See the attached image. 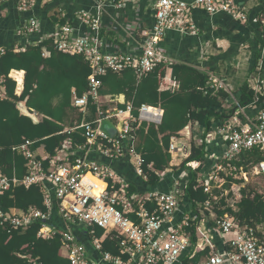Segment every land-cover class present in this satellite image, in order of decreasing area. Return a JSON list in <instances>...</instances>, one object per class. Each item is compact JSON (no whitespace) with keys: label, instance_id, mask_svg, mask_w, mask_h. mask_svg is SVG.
Wrapping results in <instances>:
<instances>
[{"label":"built area","instance_id":"built-area-1","mask_svg":"<svg viewBox=\"0 0 264 264\" xmlns=\"http://www.w3.org/2000/svg\"><path fill=\"white\" fill-rule=\"evenodd\" d=\"M39 1L41 0H18V9L27 13ZM128 1L118 0L114 5L121 8ZM107 6L108 0H94L91 8L75 12V19L86 30L64 20L66 15L62 9L59 11V23L43 34L41 39L31 38L42 31L40 20L35 16L29 17L18 28V33L26 38L27 44L37 45L50 39L57 50L72 55H83L89 62L92 68L89 89L83 95L73 90L71 101L72 107L81 111L84 118L80 124L65 129L70 133L82 128L86 142L77 145L72 153L62 156L67 149L73 148L71 140L68 139L63 144L64 149H60L55 157L47 159L37 157L35 151L30 148V141L13 147L14 151L26 157L27 170L25 175L19 178L16 175L9 176L0 168V196L15 186L30 187L38 184L42 187L47 210L32 207L27 211L12 208L4 212L0 208V227L25 230L34 221L40 220L42 226L38 235L49 239L60 234L61 250L69 258L70 264H183L184 255L193 257L197 251L209 245L202 244V237L194 244L186 230L190 221L197 218L196 213L166 226V223H171L173 216L185 201L189 209H193L192 202L186 195L188 173L175 181L170 191L155 189L145 194H129V183L121 174L110 164L91 157V153L111 160L127 157L136 174L147 178L143 167L145 160L137 151L136 136L133 134L136 129L134 124L140 126L144 122L159 125L164 110L161 107L142 104L138 108V115L135 116V107L130 102L126 104V108L105 109L103 100L107 96L100 93L102 82L99 77L108 72L121 73L127 68H132L137 77L141 78L161 63L170 65L172 60L165 54L160 43L168 31L197 35L199 28L193 17L196 9L210 14L227 13L241 21H246L248 14L245 7L236 0H154L151 6L155 23L152 28L141 30V51L107 52L104 50L101 34L102 18ZM23 50L25 48L16 49ZM3 53L5 48L0 49V57ZM43 55L49 56L50 52L44 48ZM9 77L16 80L18 85L16 77L11 73ZM211 82L215 86L222 85L217 79H211ZM258 82L260 85L257 88L261 90L264 76L259 78ZM172 86L176 87L178 83L173 81ZM6 88L5 76L0 73V99L7 98ZM92 105L96 106V117L94 120H88L85 117ZM151 108L157 111H150ZM105 118L112 119L116 127L114 130L109 128L110 134L101 129L102 120ZM218 134L223 139L226 150L221 158L223 161L218 162L212 172L204 177V190L210 194H213L215 188H222L226 177L236 171L231 161L237 159L243 150L253 147L264 150V107L258 111L252 124L243 125L235 115L218 129ZM212 135L210 132L208 137L212 138ZM177 141V137L172 139L171 153L176 150ZM79 152L83 153L79 155ZM72 156H75L74 159ZM46 160L47 166L44 164ZM253 168L255 173L264 174V159ZM217 179L224 180L221 187L214 186L213 180ZM54 202L58 205L62 228L49 222L53 216ZM149 202L154 205L151 209ZM210 205V201L205 203L207 209ZM214 221L222 233L233 234V238L228 241V248L223 253L212 252L192 264H264V225H241L231 216L216 215ZM98 227L104 230L101 236L96 234ZM83 234L91 237L92 249L99 254L98 258H95L87 245L81 241L80 236ZM107 237L118 240L120 255L103 250V241ZM23 257L28 258L27 264H43L40 258L31 255Z\"/></svg>","mask_w":264,"mask_h":264},{"label":"trees","instance_id":"trees-1","mask_svg":"<svg viewBox=\"0 0 264 264\" xmlns=\"http://www.w3.org/2000/svg\"><path fill=\"white\" fill-rule=\"evenodd\" d=\"M31 38L38 40L34 36ZM44 48L50 52L49 56L43 55ZM168 67L171 68L172 77L179 86L175 90L161 89V82ZM12 70L25 71L21 95L16 94V80L9 77ZM0 73L5 76L7 86V98L0 99V168L6 174L19 178L25 175L28 161L22 153L14 151L13 147L27 141L32 142L30 148L33 151L44 145L50 157H55L60 149H64L63 144L68 139L71 140L72 149L86 142L82 128L68 133L64 125L69 120L70 127H74L83 120V113L78 111L75 115L71 104L73 90L83 95L89 89L92 68L83 55H72L57 50L50 39L37 45L27 44L23 51L7 47L0 57ZM99 78L102 82L100 93L113 96L124 94L126 103L130 102L135 107V116L138 115V108L142 104L161 107L164 110L159 125L144 122L140 126L134 124L137 151L145 160L143 167L147 178L137 175L134 169L130 175L124 172L123 166H114L129 183V194L155 190L162 185V173L171 168L173 159L170 152L172 139L178 138L190 122H199L205 130L203 139L199 144H192L190 155L179 166L187 170L189 180L186 195L197 215L186 227L191 241L197 243L199 240L198 226L206 216L203 212H207V201L213 205L217 217L231 216L241 225H264L263 193L244 185L240 187L241 198L236 203V208L227 202L228 196L232 195V185L244 182L235 175L249 172L250 168L264 159V150L261 148L243 150L237 159L231 161L236 171L226 177L223 187L215 188L213 194L204 190L205 179L202 177V171L207 153L206 137L214 128L224 126L232 112V108L228 110L224 107L230 97L225 88L213 85L207 72L181 62H172L170 65L161 63L141 78L137 77L132 68H127L121 73L108 72ZM241 90L240 104L246 106L256 102L260 109L264 107V95H258L247 82ZM21 101L26 102L31 113L36 112L42 118L35 121L30 115L23 114L18 108ZM126 103L119 106L126 108ZM90 108L93 113L96 112L95 105ZM236 115L240 116L238 113ZM82 153L79 152V155ZM74 157L72 156V159ZM114 161L117 164L129 165L127 157ZM44 164L47 166L48 160L44 161ZM226 190L230 191L227 195ZM148 206L151 209L154 205L149 202ZM32 207L47 210L41 185L15 186L0 196V208L4 212L12 208L27 211ZM49 222L62 228L58 205L55 202L53 216ZM212 224L217 227L216 221ZM41 226L42 222L36 220L25 230L0 227V264H27L28 258L23 257L24 255L40 258L43 264H70L69 258L61 250V235L57 234L49 239L42 238L38 235ZM76 232L80 233L77 230ZM103 232V228H96L98 236ZM80 239L92 255L98 258L99 254L92 249L91 237L83 234ZM212 246L206 245L193 257L184 255L183 264H192L210 255ZM227 248L228 245L224 247V251ZM103 250L113 255L121 254L118 240L111 237L103 241Z\"/></svg>","mask_w":264,"mask_h":264},{"label":"crops","instance_id":"crops-1","mask_svg":"<svg viewBox=\"0 0 264 264\" xmlns=\"http://www.w3.org/2000/svg\"><path fill=\"white\" fill-rule=\"evenodd\" d=\"M116 1L118 0H108V6L102 18L103 28L101 34L104 40V50L107 52L139 53L141 51V30L150 29L155 23L151 6L154 0H129L121 8L115 7L114 3ZM236 1L245 7L248 14L246 21L235 19L223 12L210 14L204 10L196 9L193 17L199 28V33L197 35H183L176 31H168L160 46L172 62L191 64L207 72L211 79H217L222 84H219L221 85L220 87L225 88L230 94L229 99L224 104L226 109L232 108V112L227 118L228 121L238 113L242 124L250 125L255 121L260 107L256 102L246 106L240 104L242 97L241 87L247 82L249 87L258 95H264V84L263 86L261 84V90L257 88L260 85L258 82L259 78L264 76V0ZM93 4L94 0H41L31 11L23 13L18 9V0H0V49L7 47H14L15 50L26 49L27 40L18 33V28L29 17L35 16L40 20L42 31L34 35V37L41 39L43 34L51 31L59 23V11L61 9L66 15L64 20L70 21L74 26H80V28L86 30L75 19V12L80 9L91 8ZM21 71L24 74L20 90L19 83L17 85V90L20 94L24 88L25 78V71ZM14 72L20 71L12 70L11 74ZM173 81L176 80L172 77L171 68L168 67L166 76L161 82V89H177L179 86L173 87ZM232 84L234 85L233 89L231 88ZM105 96H107L103 100L105 109L121 108L119 105L127 102L124 94ZM74 109L76 113L79 111L76 108ZM32 115L37 121L42 118L36 112H32ZM89 117H92L91 120L96 117V112L93 113L91 108L85 118L88 119ZM68 123L69 120L64 124L65 129L70 127ZM204 131L203 126L199 122H190L180 132L176 142V150L172 152L171 168L163 173L162 185L156 187V189L163 192L170 191L173 183L187 174V170L179 166L190 155L192 144L194 142L199 144L202 141ZM211 133H213L212 138L206 137L207 153L204 161V170L202 171L204 177L212 172L218 162H221L220 159L224 156L226 150V145L218 134V128H214ZM73 150L67 149L61 155L72 153ZM35 153L39 159L50 157L44 145L36 149ZM186 153L188 154L185 155ZM91 157L101 162H106L113 168L115 165L117 167L123 166L124 172L130 173V175L133 173L134 167L130 162L129 165L117 164L116 161L97 153H91ZM140 187H143V185H140ZM137 193L145 194L146 192ZM13 209L22 211L19 208ZM193 213L194 211L189 209L185 201V204L181 205L173 216L171 223H166V226L180 222L184 217L192 216ZM214 213L206 212L205 215L209 216L210 214L214 218L216 214ZM213 221V219L209 221L207 218H203L199 222V227L200 230H204V233L198 229L197 234L198 237L203 238V245H213V253H223L224 247L233 238V234L222 233L217 227L213 226ZM191 250L193 251V249Z\"/></svg>","mask_w":264,"mask_h":264},{"label":"rangeland","instance_id":"rangeland-1","mask_svg":"<svg viewBox=\"0 0 264 264\" xmlns=\"http://www.w3.org/2000/svg\"><path fill=\"white\" fill-rule=\"evenodd\" d=\"M233 85V84H232ZM231 88L233 89L234 85ZM77 113L75 112V115ZM227 172H229V170H227ZM246 175V177H245ZM202 177H204V175H202ZM237 178L243 179V183L242 184H233L232 185V195L228 196L227 202L229 205L233 206L236 208V203L240 200L241 198V194H240V187L247 185L248 187L252 188L255 191H258L259 193H263L264 195V174H257L254 171V168H250L248 173H240L237 175ZM214 181V186L215 185H219L220 187L224 184V180L222 179H217V180H213ZM230 191L226 190L225 191V195L229 194ZM206 211L208 213L213 212L214 213V208L213 205L209 206V209H206ZM215 214V213H214ZM205 218H207V220H211L212 219H216V215L214 216V218H212V215L209 214V216H205ZM202 233H204V230L201 229L200 230Z\"/></svg>","mask_w":264,"mask_h":264},{"label":"water","instance_id":"water-1","mask_svg":"<svg viewBox=\"0 0 264 264\" xmlns=\"http://www.w3.org/2000/svg\"><path fill=\"white\" fill-rule=\"evenodd\" d=\"M18 108L21 110V112L23 114H26V115H30L31 117H33V119L35 120L34 116L32 115L30 109L27 107L26 105V102L25 101H21L19 104H18ZM23 110H25L26 112H24ZM37 121V120H35ZM109 128H112L113 130L116 128L112 119L110 118H105L102 120V123H101V129L105 132H107L108 134H110V131H109ZM134 134V133H133Z\"/></svg>","mask_w":264,"mask_h":264},{"label":"bare ground","instance_id":"bare-ground-1","mask_svg":"<svg viewBox=\"0 0 264 264\" xmlns=\"http://www.w3.org/2000/svg\"><path fill=\"white\" fill-rule=\"evenodd\" d=\"M23 74H24V72H22V71H20V72H14V73H12V75L14 76V77H16L17 79H18V81H19V90L21 89V85H22V81H23ZM24 112H26L25 110H23ZM150 111H157V110H154L153 108H151V110Z\"/></svg>","mask_w":264,"mask_h":264}]
</instances>
